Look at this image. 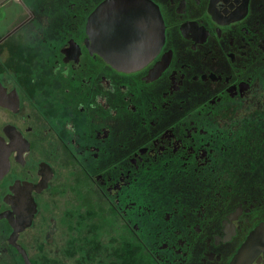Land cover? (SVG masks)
I'll return each mask as SVG.
<instances>
[{
    "label": "flooded vegetation",
    "instance_id": "flooded-vegetation-1",
    "mask_svg": "<svg viewBox=\"0 0 264 264\" xmlns=\"http://www.w3.org/2000/svg\"><path fill=\"white\" fill-rule=\"evenodd\" d=\"M105 1L0 7V264H264V0H145L133 70Z\"/></svg>",
    "mask_w": 264,
    "mask_h": 264
},
{
    "label": "water",
    "instance_id": "water-1",
    "mask_svg": "<svg viewBox=\"0 0 264 264\" xmlns=\"http://www.w3.org/2000/svg\"><path fill=\"white\" fill-rule=\"evenodd\" d=\"M7 1L0 0V7ZM150 25L155 28L154 33L152 28L149 32ZM88 27L89 33L96 34L98 51L106 53L107 61L123 70H133L147 60L142 49L147 44L148 33L150 43H156V46L163 34L159 12L145 0H107L90 17ZM2 173L3 165L0 175Z\"/></svg>",
    "mask_w": 264,
    "mask_h": 264
},
{
    "label": "rangeland",
    "instance_id": "rangeland-1",
    "mask_svg": "<svg viewBox=\"0 0 264 264\" xmlns=\"http://www.w3.org/2000/svg\"><path fill=\"white\" fill-rule=\"evenodd\" d=\"M8 9V8H7ZM6 9V10H7ZM6 13L5 9L4 8H0V18L4 17L3 15ZM2 15V16H1ZM8 25V22H5L4 25H3V29H5Z\"/></svg>",
    "mask_w": 264,
    "mask_h": 264
}]
</instances>
